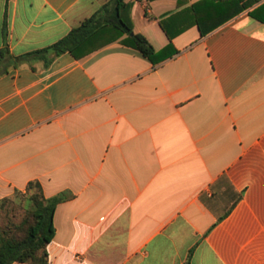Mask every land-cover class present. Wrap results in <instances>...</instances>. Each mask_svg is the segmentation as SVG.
I'll use <instances>...</instances> for the list:
<instances>
[{"label":"crops","instance_id":"crops-1","mask_svg":"<svg viewBox=\"0 0 264 264\" xmlns=\"http://www.w3.org/2000/svg\"><path fill=\"white\" fill-rule=\"evenodd\" d=\"M109 1L0 0V50ZM197 1L126 0L155 64L114 42L0 75V202L30 182L62 199L48 264H264V0L203 37Z\"/></svg>","mask_w":264,"mask_h":264},{"label":"trees","instance_id":"trees-1","mask_svg":"<svg viewBox=\"0 0 264 264\" xmlns=\"http://www.w3.org/2000/svg\"><path fill=\"white\" fill-rule=\"evenodd\" d=\"M255 3L256 0H199L189 7L191 25H195L203 37L247 11ZM131 9L132 4L126 0H110L65 37L46 48L17 57L10 55L7 48L1 49L0 75L22 64L42 63L48 67L55 58L66 53L79 60L114 42L139 52L154 64L157 60H164L165 50L157 55L142 35L133 33ZM260 9H264V6ZM248 14L255 18L254 11ZM160 26L171 41L188 25L175 31L167 29L164 21L160 22ZM167 49H172L171 43ZM24 197L22 222L0 230V264H48L46 247L54 237V211L62 199H45L37 182L28 184Z\"/></svg>","mask_w":264,"mask_h":264},{"label":"rangeland","instance_id":"rangeland-1","mask_svg":"<svg viewBox=\"0 0 264 264\" xmlns=\"http://www.w3.org/2000/svg\"><path fill=\"white\" fill-rule=\"evenodd\" d=\"M25 193L0 202V230L17 225L24 219Z\"/></svg>","mask_w":264,"mask_h":264}]
</instances>
